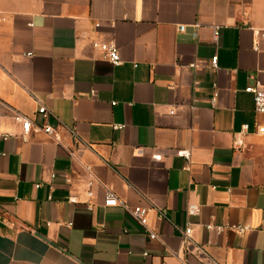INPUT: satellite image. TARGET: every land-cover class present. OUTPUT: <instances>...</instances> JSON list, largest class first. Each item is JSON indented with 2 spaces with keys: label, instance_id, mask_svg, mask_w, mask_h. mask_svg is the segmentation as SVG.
<instances>
[{
  "label": "crops",
  "instance_id": "0c3cea01",
  "mask_svg": "<svg viewBox=\"0 0 264 264\" xmlns=\"http://www.w3.org/2000/svg\"><path fill=\"white\" fill-rule=\"evenodd\" d=\"M261 34L264 0H0V264H264Z\"/></svg>",
  "mask_w": 264,
  "mask_h": 264
},
{
  "label": "built area",
  "instance_id": "2783aa9c",
  "mask_svg": "<svg viewBox=\"0 0 264 264\" xmlns=\"http://www.w3.org/2000/svg\"><path fill=\"white\" fill-rule=\"evenodd\" d=\"M183 30H184L183 27H178L179 32H183ZM218 35H219V28L218 27L213 28V40L214 41H217ZM260 37H264V35L261 34ZM92 47L95 50H98L99 52H101L103 55V58L111 66L117 67L121 64L120 54H119L117 48L113 44L94 42L92 44ZM254 49H257V48L255 47ZM209 66L212 70L217 69V57L216 56L211 58V60L209 62ZM196 67H198V65L196 63H194L192 65V68H196ZM243 91H244V93L251 95L254 113L257 115H260V116H264V85L260 84L259 82H255L253 85L246 86ZM214 99H215V94H214L213 100L211 102L212 105H213ZM37 113L44 118L47 115V112H46L45 108H43V107H40L38 109ZM13 120L17 124L20 125L23 138H25L33 130L32 122L29 119H27L26 117L16 113L13 116ZM36 129L37 130H35V131H42L47 136H50V137L54 138L56 141H58L57 135H56V132L54 129L47 127V126H43L40 128L36 127ZM114 129L118 130L119 126H114ZM247 129H248V126H246V125L242 126L239 134L242 135V134L246 133ZM256 133L259 135H264V128H262V127L257 128ZM0 138L3 141H6L8 139V136L1 131V125H0ZM237 145H240V146L242 145L241 138H239L237 140ZM183 157H184L186 162H189V155L188 154H184ZM185 169L187 170V167ZM53 178H54V175L51 176V179H53ZM93 183L94 182L92 179L89 180V182L87 183V187H88L87 196H88V198L92 197L91 188L93 186ZM103 199H104V206H106V207L120 205L121 208L132 218V220L134 222H136V224L143 229L144 233L146 234V236L150 240L157 239V235L154 232L150 231L147 227V215L150 211L149 208H144V207H140V206L129 208L128 206H126L124 204H118L113 193L107 189L104 190ZM67 202L70 204L77 203L73 197H68ZM158 213H159V216L162 217V213L159 211H158ZM196 214H197V210L194 208H191L190 210L187 211L188 216H195ZM201 227L204 228L205 230H212V229L216 230L217 233H220L223 231L222 228H218V227L214 228L211 225H204ZM237 230L239 233L244 232V228H237ZM191 233H192V228L187 223V225L183 231V234H182L183 235L182 236L183 244L187 243ZM196 264H210V263L198 262Z\"/></svg>",
  "mask_w": 264,
  "mask_h": 264
}]
</instances>
